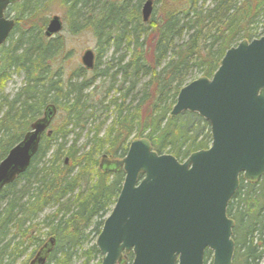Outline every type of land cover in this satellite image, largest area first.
I'll use <instances>...</instances> for the list:
<instances>
[{"label": "trees", "instance_id": "obj_1", "mask_svg": "<svg viewBox=\"0 0 264 264\" xmlns=\"http://www.w3.org/2000/svg\"><path fill=\"white\" fill-rule=\"evenodd\" d=\"M145 1L19 0L9 7L15 27L0 47V160L47 104L59 113L30 166L0 193V264H28L19 260L51 234L57 245L47 264H90L84 256L100 253L92 236L125 175L101 171L103 155L121 159L143 136L181 161L210 146V123L170 112L180 89L212 77L229 48L264 35V0H154L147 23ZM56 2L67 25L49 38L44 29ZM85 33L97 53L91 72L69 65L75 52L67 35ZM15 74L24 81L10 96L5 86ZM239 186L227 211L235 220L233 264H264V176L255 183L242 177Z\"/></svg>", "mask_w": 264, "mask_h": 264}, {"label": "water", "instance_id": "obj_2", "mask_svg": "<svg viewBox=\"0 0 264 264\" xmlns=\"http://www.w3.org/2000/svg\"><path fill=\"white\" fill-rule=\"evenodd\" d=\"M19 0H0V47L15 24L5 10ZM148 22L153 0L143 5ZM44 34L63 29L54 15ZM82 65L95 67V53L83 52ZM42 117L0 162V190L16 180L37 154L42 134L56 115L46 105ZM189 111L210 123L211 146L180 161L159 154L147 137L135 138L122 159L101 158L100 170H124V183L95 242L102 264H123L122 253L133 252L131 264H233L235 220L228 205L240 177L257 182L264 176V36L242 40L229 48L209 78L198 77L180 89L172 117ZM50 244L45 247L48 248ZM47 248L35 259L42 264Z\"/></svg>", "mask_w": 264, "mask_h": 264}, {"label": "rangeland", "instance_id": "obj_3", "mask_svg": "<svg viewBox=\"0 0 264 264\" xmlns=\"http://www.w3.org/2000/svg\"><path fill=\"white\" fill-rule=\"evenodd\" d=\"M64 10H65V6L63 4H61V2H56V3H54L52 5V7H51V9L49 11L50 13H49L48 17L49 18H52L53 15H58V16H60L62 18V21L64 23V20H63V15L65 13ZM8 13H9V9L5 12V14H7V17H9V15H10V18H11L13 16V14H8ZM261 23H264V16H263V18H261ZM64 24L67 25L66 23H64ZM62 33H64V31H62ZM67 37H68L69 47L71 49H73L74 52H75V58L72 59V61L70 60L69 65H71L72 68H75L77 65H81V56H82V53L85 51V49L90 48V49H93L95 51V43H93V39H92L91 35L88 34V33H85V34H82V35H77V36H74V37H72L70 35L69 36L67 35ZM257 38H259V37H257ZM238 43H236L235 45H237ZM23 81H24L23 75L15 74L12 77V80H10L6 84V86H5V93L8 94V95H10V96H12L18 90V88L23 85ZM210 131H211V129H210ZM143 137H139V138H143ZM83 139H84V137L81 139L82 142L84 141ZM165 153H167V152H165ZM242 177H243V175H241L240 179ZM55 209L56 208L48 209L44 214H50V212L55 211ZM92 237H93L92 238L93 239V242L92 243L94 244L95 241H96V239L98 238V235H94ZM48 238H49L48 236L43 237V240H42L41 244L44 241H46ZM41 244L39 246H41ZM37 251H38V246L37 247L31 246L29 248V251L26 253V255L24 256V258H22V259L24 261H28V264H29L30 261H31V258L35 255V253ZM208 251L209 250H207L206 253ZM130 254H132V256H133V252L132 251L127 252V253H125V252L122 253V258L124 260V263L123 264H131L134 256H133L132 260L129 261L128 255H130ZM96 255L97 256H95V257L90 256L88 258L86 256H84V258H86V260L88 259V262H90V264H102V259H103L102 255L100 253H97ZM205 257H206V255H205ZM212 259H213V255H211L210 257L207 258V261H206L205 264H212L211 263L212 262ZM82 261L83 260H81V259L76 260L74 262V264H83Z\"/></svg>", "mask_w": 264, "mask_h": 264}, {"label": "flooded vegetation", "instance_id": "obj_4", "mask_svg": "<svg viewBox=\"0 0 264 264\" xmlns=\"http://www.w3.org/2000/svg\"><path fill=\"white\" fill-rule=\"evenodd\" d=\"M154 1V0H153ZM145 3V2H144ZM10 16V15H9ZM44 32H45V30H44ZM46 35V34H45ZM54 37V36H53ZM53 37H51V38H53ZM45 110V109H44ZM44 112V111H43ZM43 115V113L39 116V117H41ZM38 117V118H39ZM54 123V122H53ZM52 123V124H53ZM52 124H51V126H52ZM32 125V124H31ZM30 129H31V126H30ZM29 129V130H30ZM28 130V131H29ZM27 133V132H26ZM51 134V132H48V130H46L43 134H42V138H43V136H46V135H50ZM25 136V135H24ZM41 138V139H42ZM7 154H8V152H7ZM6 154V155H7ZM6 155H5V157H6ZM4 157V158H5ZM3 158V159H4ZM2 159V160H3ZM2 160H0V162L2 161ZM22 175V174H21ZM21 175H18L17 177H16V180H17V178L19 177V176H21ZM15 180V181H16ZM15 181H13V182H15ZM12 182V183H13ZM258 182V181H257ZM12 183H10V184H12ZM255 183V182H254ZM10 184H7V185H10ZM6 185V186H7ZM6 186L4 187V188H2L1 190H0V193L6 188ZM56 210V209H55ZM47 211V210H46ZM45 211V212H46ZM51 213V212H50ZM45 215H50V214H42V216H45ZM46 236H48L49 238L46 240V241H44L42 244H41V246H38V251L35 253V255L31 258V261H30V263L29 264H35L36 262L37 263H39L38 261V259H35L36 258V256L38 255V253L39 252H41V250H43L44 248H47V247H45L47 244H50V248H49V250H48V248H47V251L48 252H46L47 254L44 256L45 258V261L42 263V264H47L48 262H49V258L52 256V254H53V252H54V250H55V247H56V245H57V238L54 236V234H51V235H46ZM28 242V241H27ZM27 244V243H26ZM35 247H37V245H35ZM97 247V246H96ZM101 254V253H100ZM26 254H24L23 256H22V258H24V256H25ZM20 259L19 261L20 262H22L23 261V259Z\"/></svg>", "mask_w": 264, "mask_h": 264}, {"label": "bare ground", "instance_id": "obj_5", "mask_svg": "<svg viewBox=\"0 0 264 264\" xmlns=\"http://www.w3.org/2000/svg\"><path fill=\"white\" fill-rule=\"evenodd\" d=\"M233 260H234V258H233ZM233 262V261H232ZM234 263V262H233Z\"/></svg>", "mask_w": 264, "mask_h": 264}]
</instances>
